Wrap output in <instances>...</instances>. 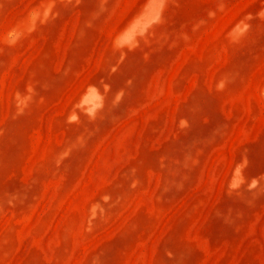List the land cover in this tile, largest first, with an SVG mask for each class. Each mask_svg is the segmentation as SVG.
<instances>
[{
    "label": "rangeland",
    "instance_id": "rangeland-1",
    "mask_svg": "<svg viewBox=\"0 0 264 264\" xmlns=\"http://www.w3.org/2000/svg\"><path fill=\"white\" fill-rule=\"evenodd\" d=\"M0 264H264V0H0Z\"/></svg>",
    "mask_w": 264,
    "mask_h": 264
}]
</instances>
